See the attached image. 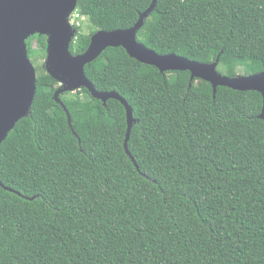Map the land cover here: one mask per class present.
Returning a JSON list of instances; mask_svg holds the SVG:
<instances>
[{
    "label": "trees",
    "instance_id": "1",
    "mask_svg": "<svg viewBox=\"0 0 264 264\" xmlns=\"http://www.w3.org/2000/svg\"><path fill=\"white\" fill-rule=\"evenodd\" d=\"M153 2L78 0L71 53L99 31L134 27ZM137 38L230 78L260 74L264 0H157ZM27 45L37 94L0 147V264H264L260 93L219 86L214 96L190 72L108 48L85 73L131 106L136 167L122 103L85 88L60 95L79 142L45 68L48 37Z\"/></svg>",
    "mask_w": 264,
    "mask_h": 264
},
{
    "label": "water",
    "instance_id": "2",
    "mask_svg": "<svg viewBox=\"0 0 264 264\" xmlns=\"http://www.w3.org/2000/svg\"><path fill=\"white\" fill-rule=\"evenodd\" d=\"M156 1L140 16L134 27L99 31L91 37L87 51L76 56L71 53V44L76 38L77 30L69 19L78 7V0H0V147L16 125L28 116L37 94V73L29 58L27 45V40L35 35L48 37L45 68L61 85V89L55 94V100L63 106L73 134L78 137L60 95L85 88L104 105L109 99L118 100L127 113L125 150L136 167V161L128 149L135 123L131 106L116 92L97 91L85 73V67L97 60L108 48H123L131 58L154 66L162 73L190 72L191 82L202 79L210 83L214 96L219 86L241 92H258L263 97L260 118L264 121V72L230 78L218 72L217 63H197L173 54L161 56L138 41V32L154 10ZM78 139L81 142L79 137Z\"/></svg>",
    "mask_w": 264,
    "mask_h": 264
},
{
    "label": "built area",
    "instance_id": "3",
    "mask_svg": "<svg viewBox=\"0 0 264 264\" xmlns=\"http://www.w3.org/2000/svg\"><path fill=\"white\" fill-rule=\"evenodd\" d=\"M80 19H81V15H80V12L77 8L74 11V13L71 15L69 21L73 27H78V26H80Z\"/></svg>",
    "mask_w": 264,
    "mask_h": 264
},
{
    "label": "rangeland",
    "instance_id": "4",
    "mask_svg": "<svg viewBox=\"0 0 264 264\" xmlns=\"http://www.w3.org/2000/svg\"><path fill=\"white\" fill-rule=\"evenodd\" d=\"M83 21H85V18H83ZM86 22V21H85ZM85 24H87V23H85ZM86 26V25H85ZM84 33H88L89 34V32H88V29H85L84 30Z\"/></svg>",
    "mask_w": 264,
    "mask_h": 264
}]
</instances>
